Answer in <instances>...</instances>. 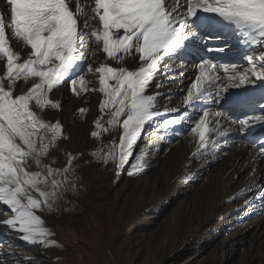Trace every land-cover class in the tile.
<instances>
[{"label":"snow or ice","instance_id":"obj_1","mask_svg":"<svg viewBox=\"0 0 264 264\" xmlns=\"http://www.w3.org/2000/svg\"><path fill=\"white\" fill-rule=\"evenodd\" d=\"M5 5L7 14L0 10V204L11 216L0 224L25 241L56 246L38 213L54 210L68 174L79 167L72 153L62 169L44 163L66 139L59 120L43 118L48 110L62 109L52 94L64 85L76 97L101 94L100 116L90 135L100 140L118 130L119 141L113 138L91 155L104 164L111 161L117 172L132 156L146 123L166 113L178 115L157 121L154 133L167 132L188 108H199L189 132L193 160L209 154L215 160L221 137L264 125V0H5ZM233 38L246 65L230 59ZM197 40L213 55L194 63V79L181 104L161 111L157 100L166 94L148 90L153 84L162 87L165 61L182 59ZM97 53L104 59L94 67ZM94 84L98 87H90ZM77 111L83 118L88 109ZM226 111L244 118L233 122ZM149 147L136 155L130 176L143 170ZM255 173L253 168L237 196L264 187L257 185Z\"/></svg>","mask_w":264,"mask_h":264},{"label":"bare ground","instance_id":"obj_2","mask_svg":"<svg viewBox=\"0 0 264 264\" xmlns=\"http://www.w3.org/2000/svg\"><path fill=\"white\" fill-rule=\"evenodd\" d=\"M0 10L7 14L5 0H0ZM12 44L19 50L15 41ZM94 59L95 67L104 59L103 53H97ZM237 62L246 65L242 58ZM165 63L168 69L162 70V87L157 89L153 84L148 90V94L157 91L166 94L158 97L160 110L181 104L194 79L193 65L197 62L176 58ZM127 66L133 67L131 63ZM86 78L96 79L92 75ZM93 86L98 84L90 85ZM52 97L61 103L62 109L48 110L43 118L52 122L59 120L66 139L57 142L44 163L62 169L67 163V153H72L76 157L74 164L79 165L68 174V182L59 190L60 198L54 210L38 213L53 233L50 239L56 241V246L30 243L21 238V233L0 224V264H48L53 262L48 255L67 258L71 249L59 240L56 227L77 223L91 210L107 223L114 221L120 227L106 244L112 264L120 259V250L124 249L121 252L127 258L133 255L134 246V254L141 256L138 264H196L198 261V264H229L240 249L245 258L242 264H264V194L254 187L237 196L248 184L253 168L257 185L264 183V138L257 146H244L232 143L230 132L218 140L215 160L211 154L193 160L194 144L189 132L201 113L188 108L187 116L174 125L180 132L170 128L167 132L154 133L158 129L157 121L162 122L164 118L147 123L132 156L116 172L111 161L104 164L91 155L113 138L117 141L119 135L118 130L104 134L100 140L90 135L94 130L93 121L100 116L101 94L90 92L76 97L64 85ZM81 107L88 109L83 118L77 111ZM214 108L222 110L218 105ZM184 112L181 106L180 115ZM224 115L236 121L227 111ZM256 125L264 131V125ZM237 126L233 123L234 128ZM145 144L150 145L144 157L145 166L139 174L130 176L131 164ZM10 216L11 212L0 204V221ZM124 229L131 231L125 246L121 242L126 234L122 233ZM26 253H32L34 259H28Z\"/></svg>","mask_w":264,"mask_h":264},{"label":"rangeland","instance_id":"obj_3","mask_svg":"<svg viewBox=\"0 0 264 264\" xmlns=\"http://www.w3.org/2000/svg\"><path fill=\"white\" fill-rule=\"evenodd\" d=\"M116 224L117 223L114 221L107 223L104 217H101L94 210H91L89 215L84 216L77 223L57 226V236L59 240L64 245L70 247L71 252L70 256L62 259H58L53 255H48V258L50 257L49 260H53V262H49L48 264H112L106 244L120 229V227H117L118 224L117 226ZM130 232L131 231L127 232L126 229L122 231V233H126L123 237L124 239H121V242L124 243L123 246L127 244L131 236ZM135 248V246L132 248L133 255L130 254L128 258L121 252L124 251V249L120 250V259L117 260V264H138L141 260V256L139 253L134 254ZM240 250L236 251L234 259L232 261L230 260L229 264H242V260L244 259L245 261ZM26 257L31 260L34 259L32 253H26ZM197 260L198 259H196L194 263ZM198 262H196V264H198ZM144 264H147V262Z\"/></svg>","mask_w":264,"mask_h":264}]
</instances>
